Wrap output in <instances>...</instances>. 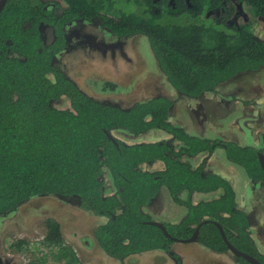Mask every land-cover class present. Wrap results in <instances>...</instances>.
Here are the masks:
<instances>
[{
  "label": "trees",
  "instance_id": "16d2710c",
  "mask_svg": "<svg viewBox=\"0 0 264 264\" xmlns=\"http://www.w3.org/2000/svg\"><path fill=\"white\" fill-rule=\"evenodd\" d=\"M63 1L65 8L59 12L51 2L9 0L0 14V217L32 198L57 196L107 219L97 227L94 240L108 257L120 262L150 252L168 253L173 244L182 243L173 239L189 240L199 226L194 243L217 254L232 253L220 226L233 247L264 264L233 185L219 174H207L204 163H192L196 156L222 147L248 180L264 183L259 150L213 141L175 126L167 98L128 109L94 100L54 64L68 48V26L99 20L100 28L114 37L147 38L157 67L172 88L200 98L240 74L264 69V39L254 34L251 24L231 20L241 6L253 19H264V0H135L141 13L117 8L119 0ZM209 13L212 17L204 19ZM165 17L190 21L164 22ZM42 26L53 29L49 45ZM63 98L70 107L52 106ZM154 130L166 133L178 147L167 141L129 145L115 138L119 132L141 136ZM152 163L162 168L144 170ZM108 187L112 193L106 195ZM163 187L186 209L180 223L164 224L170 237L150 225L146 213ZM194 194L209 195V200L194 203ZM47 227L42 244L57 248L56 259L65 256L68 264H80L63 241L60 225L49 220ZM172 257L176 264L182 263L177 254Z\"/></svg>",
  "mask_w": 264,
  "mask_h": 264
},
{
  "label": "rangeland",
  "instance_id": "374dc122",
  "mask_svg": "<svg viewBox=\"0 0 264 264\" xmlns=\"http://www.w3.org/2000/svg\"><path fill=\"white\" fill-rule=\"evenodd\" d=\"M42 1L56 4L59 12L65 8L63 0ZM119 1L117 8L126 12L143 10L135 0ZM236 13L231 20L237 25L251 24L254 34L264 39V19H253L246 6L238 8ZM209 17L212 15L204 19ZM163 21L186 24L190 18L165 17ZM99 24L95 20L69 26L70 52L57 56L54 63L85 95L122 109L154 98H167L172 102L170 119L175 126L213 141L251 146L264 155V69L240 74L215 93L190 98L176 92L160 73L147 38H117ZM41 32L45 43L50 44L51 28L42 26ZM52 106L66 109L70 104L63 98L54 101ZM115 138L129 145L167 141L175 149L178 147L176 141L160 130L141 136L119 132ZM192 161L195 166L204 163L207 174H219L233 185L238 206L247 213L259 251L264 255V183L248 180L245 171L227 159L222 147L213 154H200ZM161 168L162 164L152 163L145 165L144 170ZM111 193L108 187L106 195ZM202 199L209 200V195H193L194 203ZM146 213L152 222L178 224L185 218L186 209L173 202L163 187ZM49 220L60 225L63 241L72 247L80 264H176L172 254L180 256L181 264H238L232 253L217 254L199 243H175L168 253L156 251L135 255L123 262L114 260L94 240L97 227L107 219L83 211L71 199L57 196L32 198L16 211L0 217L2 264H68V257L56 259L59 252L55 246L46 248L42 244L47 237Z\"/></svg>",
  "mask_w": 264,
  "mask_h": 264
},
{
  "label": "water",
  "instance_id": "95a60500",
  "mask_svg": "<svg viewBox=\"0 0 264 264\" xmlns=\"http://www.w3.org/2000/svg\"><path fill=\"white\" fill-rule=\"evenodd\" d=\"M9 0H0V14L4 11L5 7L7 6V3H8ZM108 137L111 141L114 142V144L117 145V142L115 140V138L111 135L108 134ZM259 162H260V165L264 171V155L263 154H259ZM150 225L152 226H155L157 228H159L160 230H162V232L164 233L165 236L167 237H170L169 233L167 232V229L166 227L164 226V224H160V223H155V222H149ZM201 226H199L198 230L196 231V233L194 234V236L189 239V240H177V239H173L174 241L176 242H182V243H185V244H188V243H194L196 240H197V237H198V232H199V229H200ZM219 227V230L222 234V237L223 239L225 240L229 250L232 252V254H234L237 258H242L244 260H246L248 263L250 264H261L256 258L246 254V253H243L239 250H237L235 247H233L229 241L227 240L225 234H224V231L222 229V227L218 226Z\"/></svg>",
  "mask_w": 264,
  "mask_h": 264
},
{
  "label": "flooded vegetation",
  "instance_id": "af4514ba",
  "mask_svg": "<svg viewBox=\"0 0 264 264\" xmlns=\"http://www.w3.org/2000/svg\"><path fill=\"white\" fill-rule=\"evenodd\" d=\"M44 2H45V1H44ZM51 3H52V2H51ZM53 4H54V3H53ZM55 5H56V4H55ZM209 14H212V13H209ZM94 21H95V20H94ZM81 22H84V21H81ZM85 22H86V21H85ZM92 22H93V21H92ZM75 23H78V22H75ZM75 23H73V24H75ZM73 24H71V25H73ZM71 25H70V26H71ZM46 27H48V26H46ZM68 27H69V26H68ZM68 27H67V28H68ZM49 28H51V27H49ZM67 28H66V39H67L68 48H67L64 52H62V53H65L66 51H67L66 53L70 52L69 49H70V47H71V44H70L69 39H68V37H67ZM51 30H52V33H53V40H54V32H53V29H52V28H51ZM53 40H52V42H53ZM44 42H45V41H44ZM52 42H51V43H52ZM51 43H50V44H51ZM47 45H49V44H47ZM62 53H60L59 55H61ZM59 55H58V56H59ZM56 58H57V56H56ZM56 58H55V59H56ZM54 63H55V61H54ZM116 142H117V141H116Z\"/></svg>",
  "mask_w": 264,
  "mask_h": 264
}]
</instances>
